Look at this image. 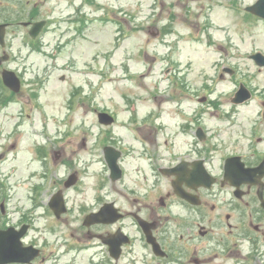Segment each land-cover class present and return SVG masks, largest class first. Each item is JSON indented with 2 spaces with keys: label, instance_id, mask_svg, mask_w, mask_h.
Returning <instances> with one entry per match:
<instances>
[{
  "label": "flooded vegetation",
  "instance_id": "af4514ba",
  "mask_svg": "<svg viewBox=\"0 0 264 264\" xmlns=\"http://www.w3.org/2000/svg\"><path fill=\"white\" fill-rule=\"evenodd\" d=\"M180 2L184 1L177 0L178 14L171 16L170 8L163 10L167 23L154 35L164 38L169 31L175 30L178 22L182 29L192 30L189 37L199 43L200 33L206 36L207 30L212 28L211 13L197 23L191 10L186 15L181 12ZM193 2L188 0V3ZM247 14L252 19H260ZM37 21L34 17L27 20L28 23ZM49 22L47 20L38 38L32 39V24L25 26L19 21H0L6 25L0 56L9 54L8 63L14 59L9 44L11 33H17L20 27L26 29L34 44L47 33ZM195 31H199L197 35ZM206 39L212 41L211 37ZM186 40L183 34H177L175 39L163 44L164 54L159 58L160 72L167 81L166 89L172 90L175 99L167 102L172 109L165 112L164 108L143 120L145 125L149 121L161 120V125L156 128L162 132L161 140L136 135L133 139L138 144L133 142L123 149L122 136L108 133L114 144L106 143L103 136V159L106 148L112 147L122 169H103L101 172L95 169V173H91V169H64L61 174L58 169H43L44 181L34 182L36 173L26 180V169H12L10 174L0 168V232H7L2 237L5 256H0V264H264V173L252 169H260L264 163V148L259 147L264 143V135L259 133L263 131L262 124L248 123L258 134L257 144L250 139L248 154L232 151L213 158L212 152L216 148L210 143H216L211 142L213 136L203 125L204 116L212 108L235 104L232 100L230 103L216 101L215 74L219 73V83L223 82L226 77L224 68L216 72V63H211L206 55L201 56L198 49L196 55L194 50L189 54L193 53L196 59L192 57L191 61L201 66L202 71L191 75L190 60L186 70L181 69L180 52L184 50L180 43ZM187 47L191 48L190 45ZM29 52L38 51L32 46ZM154 58L156 62L157 58ZM4 68L0 67V71ZM196 79L200 81L198 84H195ZM181 96L183 100L179 98ZM241 105H250V101ZM261 105L264 108V102ZM95 111L96 115L102 112ZM168 119L176 121V126L171 125L175 134H165L169 129ZM117 121L115 115L111 127L99 125L108 130L115 127ZM131 122H135V118ZM20 128L18 125L11 131V139L17 135L20 138ZM156 145L163 148L161 153L154 151ZM225 147L222 144L220 149ZM128 153H134L131 157L144 160L145 167H148L131 169L138 178L132 177L129 186L133 187L130 189L122 186L126 184L129 170L123 162ZM236 156L242 157L247 170L251 169L252 182L233 185L226 177L229 170L226 169V160ZM59 159L67 162L66 153L57 155L55 151L53 161ZM216 160L218 164L214 163ZM29 171L31 169H27V173ZM17 172V180L9 181ZM72 192L81 195L80 199ZM15 197L16 203L12 205L10 201ZM12 216L15 217L10 223ZM147 234L160 245L162 250L159 253L165 252L163 256L155 254ZM203 240L206 241L205 247L200 245ZM138 245L146 250L141 256L136 254ZM12 252L15 254L10 255ZM12 256L17 261L2 262Z\"/></svg>",
  "mask_w": 264,
  "mask_h": 264
},
{
  "label": "rangeland",
  "instance_id": "374dc122",
  "mask_svg": "<svg viewBox=\"0 0 264 264\" xmlns=\"http://www.w3.org/2000/svg\"><path fill=\"white\" fill-rule=\"evenodd\" d=\"M93 1L95 4L85 0H0V19L4 21L22 22L33 17L50 21L47 33L34 44L27 30L21 27L9 36L14 59L7 67L19 74L22 90L15 95L9 94L0 77V106L4 107H0L3 109L0 117L1 169L10 174L12 169H26V180L33 173L37 174L34 182L44 181L43 169H58L60 174L64 169H91V173H95V169L97 172L108 169L101 155V143L103 136L108 143L114 144V140L109 137V129L99 125L94 108H104L117 116V124L110 131L122 136L121 145H133L136 135L161 140L162 132L156 130L161 120L149 121L148 125L143 120L164 108L165 112L172 109L167 102L175 99L172 90L166 89L167 81L160 72L159 58L164 54L163 44L175 39L177 34H183L187 39L180 43L184 50L180 52L182 70H186L188 60L196 59L194 55L199 49L201 56L206 55L211 63H216V72L220 71L224 60L235 71L232 75L227 74L221 83L219 73L215 74L216 101L230 103V97L243 80L254 93L250 105L230 107L228 104L212 108L204 116L203 125L213 136L211 142L216 143H210L216 148L212 152L213 158L232 151L249 152L248 143L253 139L255 144L258 134L248 123L262 124L263 131L259 133L264 135V108L261 105L264 102V67L257 66L250 58L257 50L264 51V21H248L243 9L257 0L180 2L181 12L186 15L191 10L197 23L211 13L212 28L207 30L206 36L200 33L199 43L189 37L192 30L182 29L178 22L175 30L169 31L164 38L154 35L167 23L163 10L170 8L171 16L178 14L177 0ZM81 22H85V29H81ZM198 32L195 31L196 35ZM209 37L212 41L206 39ZM32 46L39 54H30ZM190 50L195 51L194 55L189 54ZM189 69L191 75L202 71V67L193 62ZM199 82L196 79L195 84ZM179 98L184 99L183 96ZM132 118L135 122H131ZM167 121L169 129L165 134H175L171 125L176 126V121ZM125 122L127 126H122ZM18 125H21L20 138L17 135L11 139V131ZM222 144L226 147L220 149ZM42 147L45 152L40 151ZM259 147L264 148V143ZM155 148V152L163 150L161 146ZM55 151L62 152L63 156L65 152L67 162L53 161ZM133 154H126L123 161L129 170L126 184L122 186L129 189L133 187L129 186L132 177L138 178L131 169H148L144 160L133 159ZM214 163L218 164V160ZM27 169L31 171L27 173ZM17 177L18 172L9 181H15ZM72 194L80 199L81 195ZM10 202L14 205L16 197ZM200 245L205 247L206 241H201ZM136 251L138 256L146 252L139 245Z\"/></svg>",
  "mask_w": 264,
  "mask_h": 264
},
{
  "label": "water",
  "instance_id": "95a60500",
  "mask_svg": "<svg viewBox=\"0 0 264 264\" xmlns=\"http://www.w3.org/2000/svg\"><path fill=\"white\" fill-rule=\"evenodd\" d=\"M263 1L264 0H261L259 3H257L255 6L253 7H250L248 8V11L258 15V16H261V17H264V7H263ZM45 25V22H40V23H36L34 24V27L31 31V34L32 36L35 38L40 30L43 28V26ZM2 30V31H1ZM4 26H0V42L3 43V38H4ZM256 58V61L259 65H264V58H262L260 55L259 56H255ZM7 57H4V58H0V64L6 60ZM3 79H4V83L6 84V86H8L9 88H11L12 90L18 92L20 90V80L17 78V76L12 73V72H9V71H5L3 73ZM246 89L244 87H242L240 89V91L237 93V99L235 101L237 102H242L244 101L246 98H249V94L247 95L246 94ZM243 96V97H242ZM243 98V99H242ZM100 119L103 123L105 124H111L113 122V118L108 115V114H100ZM108 162H109V166L111 169H119L118 168V165H117V162H116V158H113V157H108ZM234 160V159H233ZM228 169H233V168H228ZM236 172L234 171H229V175L230 176H235ZM231 178V177H230ZM7 233V232H0V256H5L4 255V252H2V248H3V244H2V237L3 235ZM148 235V234H147ZM7 236H10V234H8ZM150 235H148V238H149V242H151L152 239H150ZM155 248H159V245L156 244V243H153ZM17 249H15L14 251H16ZM15 254V252H12L10 255H13ZM17 261L16 257L12 256V257H7L5 259H3V263H9V262H15Z\"/></svg>",
  "mask_w": 264,
  "mask_h": 264
}]
</instances>
